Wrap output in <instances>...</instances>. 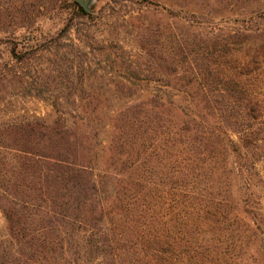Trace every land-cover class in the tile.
<instances>
[{
	"label": "trees",
	"instance_id": "trees-1",
	"mask_svg": "<svg viewBox=\"0 0 264 264\" xmlns=\"http://www.w3.org/2000/svg\"><path fill=\"white\" fill-rule=\"evenodd\" d=\"M124 1L141 6L110 39L73 0L54 59L11 48L33 72L0 69V264H264V8L261 26L202 39L177 1ZM93 50L118 61L107 85L135 89H39L91 88ZM17 98L51 111L15 113Z\"/></svg>",
	"mask_w": 264,
	"mask_h": 264
},
{
	"label": "rangeland",
	"instance_id": "rangeland-1",
	"mask_svg": "<svg viewBox=\"0 0 264 264\" xmlns=\"http://www.w3.org/2000/svg\"><path fill=\"white\" fill-rule=\"evenodd\" d=\"M73 0H0V69L5 65L12 66L17 74H30L33 72L32 66L23 65L17 59L12 58L10 49L14 48L17 56L27 57L30 64H35L36 60L45 65L47 59L51 58L45 52L50 45V40L55 36L57 31L71 17ZM166 1V0H159ZM181 5L182 14L193 15L194 24H202V28L197 30L200 38H205L212 34L222 35L229 32H239L247 27L256 28L262 25V17H258L264 8V0H173ZM141 5L124 0H93L88 13L92 16L91 23L99 27L102 35L110 39L112 35H108V31H113L115 25L121 23V17L126 15L129 10ZM152 18H159L153 16ZM150 18V19H152ZM90 20V18H88ZM154 19V20H155ZM163 21L165 19L161 18ZM202 22H201V21ZM115 30V28H114ZM121 39H124L126 49L134 46L133 36L131 34L121 33ZM99 51L93 50L91 56L90 80L94 85L89 88L86 85L76 88H56L53 84L46 87H40L44 94H54L67 91H99V92H124L133 87H123L121 85L114 86L106 83L108 80H119L122 78V72L116 70L115 66L109 65L113 62V56L106 59V54H98ZM31 55V56H28ZM53 57V56H52ZM115 63L118 61L114 59ZM24 62V60H23ZM26 62V63H27ZM112 63L113 65L115 64ZM31 64V65H32ZM88 70L84 72V76L88 75ZM38 89V90H39ZM9 87L5 82L0 83V132L1 127L6 121V98ZM20 91L26 92L20 88ZM32 93H36L32 90ZM16 109L14 112L20 113H36L43 116L51 111L48 102L33 98H17L14 100ZM1 139V137H0ZM1 149V148H0ZM5 154L0 151V168L2 159ZM3 223L0 214V225Z\"/></svg>",
	"mask_w": 264,
	"mask_h": 264
},
{
	"label": "water",
	"instance_id": "water-1",
	"mask_svg": "<svg viewBox=\"0 0 264 264\" xmlns=\"http://www.w3.org/2000/svg\"><path fill=\"white\" fill-rule=\"evenodd\" d=\"M76 2H78L85 11H89L90 10V5L92 3L93 0H75Z\"/></svg>",
	"mask_w": 264,
	"mask_h": 264
}]
</instances>
